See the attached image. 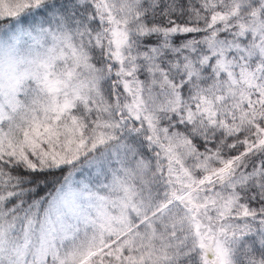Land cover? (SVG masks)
Instances as JSON below:
<instances>
[{"label": "snow or ice", "instance_id": "obj_1", "mask_svg": "<svg viewBox=\"0 0 264 264\" xmlns=\"http://www.w3.org/2000/svg\"><path fill=\"white\" fill-rule=\"evenodd\" d=\"M0 264H264V0H0Z\"/></svg>", "mask_w": 264, "mask_h": 264}]
</instances>
